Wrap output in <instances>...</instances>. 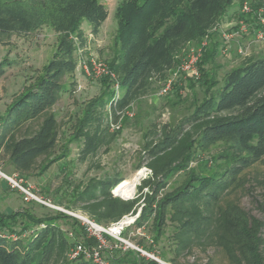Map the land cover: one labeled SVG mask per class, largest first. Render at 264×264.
Returning <instances> with one entry per match:
<instances>
[{
  "label": "trees",
  "instance_id": "obj_1",
  "mask_svg": "<svg viewBox=\"0 0 264 264\" xmlns=\"http://www.w3.org/2000/svg\"><path fill=\"white\" fill-rule=\"evenodd\" d=\"M236 1L120 0L115 9L117 51L109 64L117 74L120 93L109 92L88 103L74 134L80 142V160L108 142L111 124L118 122L123 110L164 81L178 66L177 53L208 38ZM107 16L100 0H0V42L43 25L57 34L55 49L33 84L14 94L0 112V164L4 167L26 177L50 166L46 158L54 152L59 137L52 107L70 90L64 82L76 68L73 38L83 45V20L96 34ZM219 48L215 40L202 47L197 82L203 86V96L191 112L174 126L162 125L160 137L144 145L152 180L148 177L142 184L149 185L153 195L139 209L135 226L143 227L153 217L157 239L168 217L175 228L177 252L208 234L229 264H264V219L249 214L235 201H221L223 193L236 187L243 169L264 164V55L247 56L219 78L209 72ZM9 66L0 61V78ZM218 142L224 143L218 171L188 170L180 185L160 200L154 199L172 176L197 160L200 150ZM122 180L109 175L90 179L76 193L73 207L105 226L136 213L138 198L122 199L111 193ZM28 209L0 210V264H93L83 257L67 258L70 239L60 220L71 219L75 235L85 244L94 243L75 218L58 211L37 214ZM115 259L157 264L132 249Z\"/></svg>",
  "mask_w": 264,
  "mask_h": 264
},
{
  "label": "rangeland",
  "instance_id": "obj_2",
  "mask_svg": "<svg viewBox=\"0 0 264 264\" xmlns=\"http://www.w3.org/2000/svg\"><path fill=\"white\" fill-rule=\"evenodd\" d=\"M100 1L106 6L108 16L96 34L91 33L88 21L83 20L84 44L80 45L73 38L76 68L64 82L70 90L63 92L61 98L52 107L59 123L56 148L46 158V161L51 160L52 163L45 171L39 173L36 170L33 175L24 177V180L32 185L38 196L50 200L54 205L66 211L82 212L73 207V199L78 190L90 179H99L107 175L131 179L136 173L142 171L131 196L125 198L115 194V187L111 190L113 195L122 199L138 198V212L147 202L148 197L153 195L149 185L142 184L144 179L148 177L151 179L150 170L145 165L148 157L144 145L160 137L162 125L174 126L191 112L193 104L203 96V86L197 82L201 78V72L198 68L199 77L194 78L187 71L179 69L191 46L187 45L177 53L179 62L173 71L178 70V72L170 88L167 91H161L165 87V80L154 84L147 94L123 110L117 124H113L108 131V142L100 146L95 154L80 160L78 158L80 142L74 134L88 103L100 95L106 97L109 92L120 93V89L116 88L117 74L109 65L117 51V46L114 44L115 9L120 0ZM244 4L249 7V10L243 14L241 8ZM240 12L243 15H240ZM261 19H264V0L235 2L207 38L208 44L215 40L220 47L212 60L209 72H213L220 78L228 69L241 63L247 56L254 53V50H258V45L264 46V40L256 41L253 36ZM240 20L247 25L246 31H240ZM223 32H232L234 36L226 40L222 37ZM245 36L249 38L244 40ZM56 42L57 34L45 25L26 34H12L6 42H0V61L8 62L10 65L0 78V112L11 102L14 94L33 84L35 77L40 74L51 57ZM239 48H242V53L239 52ZM170 75L169 73L167 78ZM223 147L224 143L218 142L207 149L200 150L197 160L189 162L183 172L172 176L166 186L155 194L154 199L160 200L166 192L180 185L185 180L188 170L201 173L218 171L217 164L220 161L218 157L223 152ZM41 160L42 158L39 159ZM0 170L12 173L9 167H4L2 164H0ZM236 181V187L223 193L221 201L223 203L225 200L235 201L249 214L264 219L261 206L262 204L264 206V164L257 162L243 169ZM18 208H29L28 210L35 211L37 214L58 211L34 201L24 202L19 192L10 188L0 178V210L7 213ZM62 213L67 214V212ZM167 218L157 239H154L153 217H150L139 231L130 227L123 237L166 263L229 264L222 248L217 246L208 234L200 240H195L189 249L177 252L175 228ZM59 224L63 231L74 232L71 219L60 220ZM262 235L264 236V226ZM74 238L77 241L82 240L80 235H75V232ZM120 252H122L121 249H115L113 256H118ZM103 255L108 256L106 252Z\"/></svg>",
  "mask_w": 264,
  "mask_h": 264
},
{
  "label": "built area",
  "instance_id": "obj_3",
  "mask_svg": "<svg viewBox=\"0 0 264 264\" xmlns=\"http://www.w3.org/2000/svg\"><path fill=\"white\" fill-rule=\"evenodd\" d=\"M249 7L244 4L242 5L241 12L246 13ZM240 31H246L247 25L240 20ZM234 36L232 32H223L222 37L226 40L231 39ZM254 39L256 41L264 40V19H261L259 25L254 31ZM207 44V36L198 45H191L187 51L186 57L183 62L179 65L181 71H187L192 77H199V70L197 62L201 55L202 47ZM239 52H243L242 48H239ZM95 66V63L93 62ZM178 70L171 72L170 76L165 79L164 88L161 91H167L172 81L175 79ZM116 88L118 87V81H116ZM118 93V92H117ZM118 95V94H115ZM115 123L114 125H116ZM113 124H111L112 126ZM0 178L3 179L13 190L19 192L22 196L24 202L34 201L40 205L56 209L58 211L67 212L71 217L78 220L79 226L82 228L87 238H93L94 243L85 244L81 241H77L74 238V232L72 230H66V236L70 239V244L67 251V258L69 260H75L78 257H83L89 260L93 264H123L121 261H117L113 256V251L115 249H121L125 251L127 249H132L138 253L139 257L143 259H152L157 264H170L163 262L159 257L155 256L153 253L146 252L138 245L130 243L126 238L123 237V232L128 230L130 227L140 230L142 227L135 226V219L137 218L139 211L133 215L128 213L123 215L117 221L110 223L109 225H100L93 218L89 217L82 212H71L66 211L63 208L54 205L50 200H47L41 196H38L33 190L32 185H30L24 177L17 172L5 173L0 170ZM106 252L108 256H104L103 253Z\"/></svg>",
  "mask_w": 264,
  "mask_h": 264
},
{
  "label": "bare ground",
  "instance_id": "obj_4",
  "mask_svg": "<svg viewBox=\"0 0 264 264\" xmlns=\"http://www.w3.org/2000/svg\"><path fill=\"white\" fill-rule=\"evenodd\" d=\"M141 172L136 173L131 179H123L116 185L114 193L125 198L131 196L134 192L136 181L141 177Z\"/></svg>",
  "mask_w": 264,
  "mask_h": 264
},
{
  "label": "crops",
  "instance_id": "obj_5",
  "mask_svg": "<svg viewBox=\"0 0 264 264\" xmlns=\"http://www.w3.org/2000/svg\"><path fill=\"white\" fill-rule=\"evenodd\" d=\"M235 10V9H234ZM249 38V36H245L244 37V40ZM258 50H254L255 52L254 53H258V54H254V53H251V56H259V55H264V46H260L258 45ZM254 49V48H253Z\"/></svg>",
  "mask_w": 264,
  "mask_h": 264
}]
</instances>
